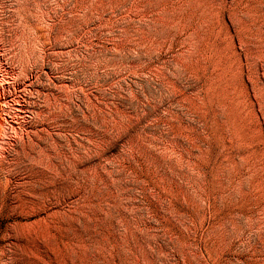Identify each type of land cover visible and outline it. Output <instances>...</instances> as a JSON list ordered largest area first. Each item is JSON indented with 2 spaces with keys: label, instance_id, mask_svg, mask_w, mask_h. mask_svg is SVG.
Returning <instances> with one entry per match:
<instances>
[{
  "label": "rangeland",
  "instance_id": "obj_1",
  "mask_svg": "<svg viewBox=\"0 0 264 264\" xmlns=\"http://www.w3.org/2000/svg\"><path fill=\"white\" fill-rule=\"evenodd\" d=\"M0 264H264V0H0Z\"/></svg>",
  "mask_w": 264,
  "mask_h": 264
}]
</instances>
